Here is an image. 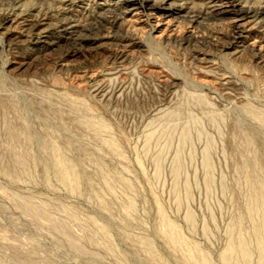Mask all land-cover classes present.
<instances>
[{
    "label": "rangeland",
    "instance_id": "rangeland-1",
    "mask_svg": "<svg viewBox=\"0 0 264 264\" xmlns=\"http://www.w3.org/2000/svg\"><path fill=\"white\" fill-rule=\"evenodd\" d=\"M229 1L218 14L228 0H0V264H226L240 215L257 264L264 0ZM244 9L257 20L241 36ZM14 151L28 167L17 179L4 171Z\"/></svg>",
    "mask_w": 264,
    "mask_h": 264
},
{
    "label": "bare ground",
    "instance_id": "bare-ground-1",
    "mask_svg": "<svg viewBox=\"0 0 264 264\" xmlns=\"http://www.w3.org/2000/svg\"><path fill=\"white\" fill-rule=\"evenodd\" d=\"M143 1H149V0H143ZM173 4L169 6L168 11L174 10L176 8L180 9V7H178L179 5H173ZM215 5L217 4H214L213 7ZM156 7L157 6L153 5L150 8L154 9ZM230 7H231V2L228 0V2H226L224 5H217L215 7L216 8L215 11L218 14H221V13L224 14L231 10ZM233 9L235 10V8ZM256 20H257V14L254 11L251 12L250 10H245V9L243 11L242 10L239 11L238 15L234 17L235 24L237 28L240 30L241 36L247 33V31L249 30V29H246L245 27L250 28V26L253 25L256 22ZM187 103L185 102V104ZM185 104H182L176 110L171 112L170 117L172 118L173 121L180 120L183 117H185V114H186ZM188 122L193 123V125L197 124V121L195 120V118H193L191 115L188 116L187 124L185 125L184 130H183L184 140H187L190 134L189 130L191 126H189ZM10 130H11L10 138L12 142L17 141V135L15 134L16 128L10 127ZM12 159H13V163L7 164L4 167V171L11 178L17 179L20 175L19 170L28 169L27 163H26L27 160L24 154L15 152V151L12 156ZM262 160L264 161V155L262 156L260 153H257V155L255 156V161H254L255 169L252 175L253 180H254L252 195H249V207L247 209V213H248L247 215L254 221L253 231L255 233V236L257 239V246L259 249V258H258L257 264H264V181L257 174V171H259V168L261 167ZM56 163L58 164L57 165L58 166V176L60 177V179L68 183L69 185H71V187L78 185V181L80 179V173L79 171H77L76 167H74L69 162V160L64 157H58L56 159ZM205 165L207 166L208 171H209L207 172V178L210 180L212 176L210 173V162L208 158L205 160ZM180 168H181V158L179 155H177L176 160H175V165H174L175 172L179 171ZM247 177L249 178L248 174H247ZM185 189H186V192H188V188L186 186H185ZM37 213L39 214L40 212H37ZM189 219L191 221L193 220V216L190 214H189ZM242 222H243V216L240 215L236 220V224L230 229L231 238H230L229 246L227 247L226 251L222 254V257H221L222 261L226 264H251L252 263L253 253H252V249L249 245L247 238L243 235L241 231ZM163 234L167 236V238L170 240V243L173 245L180 246V247L182 246L188 247L189 245L188 241H186L182 237V235L180 234L178 229L175 227V225L169 222L168 220H164ZM187 252H188L187 256L190 262L194 263L197 260V256L194 255L193 251L191 252L187 251ZM203 259L206 264H209V260L206 256L203 257ZM149 262H154V260L150 259L148 261V264H152Z\"/></svg>",
    "mask_w": 264,
    "mask_h": 264
}]
</instances>
